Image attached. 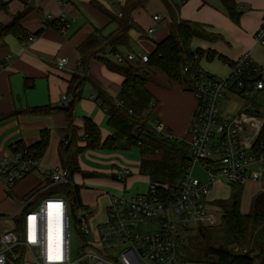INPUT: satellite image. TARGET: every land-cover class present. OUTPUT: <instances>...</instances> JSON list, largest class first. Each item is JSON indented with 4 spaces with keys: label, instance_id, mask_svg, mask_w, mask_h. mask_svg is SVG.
<instances>
[{
    "label": "crops",
    "instance_id": "1",
    "mask_svg": "<svg viewBox=\"0 0 264 264\" xmlns=\"http://www.w3.org/2000/svg\"><path fill=\"white\" fill-rule=\"evenodd\" d=\"M151 1L164 5L162 14L152 10ZM172 1L179 4L181 18L199 22L210 33L221 36L220 39L213 41L201 38H195L192 41L193 49L214 52V58L209 60L210 62L207 61L209 67L228 76L230 62L237 60L246 52L252 55L257 65L260 64L258 66L264 67V44L259 43L255 38L256 31L264 19V0H235L237 10L240 12L237 22L230 17L221 0ZM125 3L126 0H11L8 8L0 12V21L3 24H8L17 13L22 12L26 6H31V11L21 20V26L28 34H35L40 29H45L33 41L8 35L5 39L7 46L0 48V160L4 156H12V147L16 143L31 146L39 141L43 130H48L51 133L49 146L41 161H38V167L18 181L10 190L3 181L4 194L7 198H13L10 193L14 192L16 188L22 190L23 193L18 196L21 199L20 209L26 195L35 191L34 196L36 197L37 192L46 189L43 186L48 181L47 179H50L48 174L50 169L62 166L59 147L66 136L67 116L64 112L44 115H11L15 111L23 112L31 107L62 106L64 104L62 96L67 92L70 79L75 72L81 70V67H78L80 60L78 46L96 30H101L103 35L113 32L117 28V23L111 22L107 12L120 15ZM154 16H158V19H154ZM132 17L141 31L131 29L129 31V46H119L114 52H111V48H109L105 57L114 61L116 53L124 56L134 53L137 57L136 61L129 63L143 67L141 56L151 53L156 43L163 40L169 33V15L165 1L149 0L143 8L134 11ZM54 20H57L59 24L50 26ZM64 22L69 25L68 28H60ZM151 28L154 31L149 33L148 30ZM149 36H154L156 39L153 40ZM145 38L150 39L151 46L148 45ZM62 57L67 58L68 63L63 69H60L57 61ZM203 60L208 59L204 56ZM199 66L198 69L211 74L200 62ZM89 74L93 75L113 97H116L120 92L123 76L110 71L99 60L94 59L90 62ZM145 76L149 79L147 88L155 101V105L151 107L152 113L156 114L155 121L163 131L167 130L168 132H166L172 137L188 140L191 119L197 106L193 94L186 91L179 83L172 81L159 68H151ZM97 95L98 92L92 85L91 89L87 91L84 86L83 98L75 108L74 122L79 128V135L82 136L84 135L85 119H92L100 128L104 141L113 136L114 129L107 125L109 119L107 108L102 106L99 100H96ZM79 144L84 146V140L82 139ZM117 148L124 150L130 147L122 148L117 145ZM90 151H93L92 154H100L94 152L95 150ZM104 155L105 158L97 161L91 168L93 172L101 173V176L85 177L81 173H76L73 176L74 183L81 188L83 184H96L103 181L108 182V185L113 187V189L110 188L113 191L114 185L119 188L114 193L131 194L133 182L127 186L126 177L118 175V167L121 165L114 164V159L119 158V154L113 152L111 154L104 153ZM82 156L83 153L79 156L81 169ZM114 174L118 176L112 177ZM121 183H124V186H121ZM220 183L223 182L215 181L211 188ZM249 184H254L257 188L254 195L251 196L252 198L262 192L260 183L249 182ZM90 189L94 192L92 200L84 201L81 189L80 196L83 206L91 210L90 224L95 227L106 220L110 191L98 188ZM54 195L61 196L60 194ZM208 199L211 209L220 210L210 196ZM95 206L98 207L97 210H94ZM249 209L242 210V212L248 213ZM189 263L188 261L187 264Z\"/></svg>",
    "mask_w": 264,
    "mask_h": 264
},
{
    "label": "built area",
    "instance_id": "2",
    "mask_svg": "<svg viewBox=\"0 0 264 264\" xmlns=\"http://www.w3.org/2000/svg\"><path fill=\"white\" fill-rule=\"evenodd\" d=\"M35 38L31 35L28 41ZM255 38L264 44V19ZM136 58L134 53H116L114 61L124 64ZM141 61L147 62L148 55H142ZM67 63L64 57L57 61L60 69ZM194 76L187 86L197 103L189 127V169L175 185L161 192L149 183L147 194L109 192L106 220L95 227H91L88 207L76 210L73 225L64 196L49 194L34 201L35 191L30 192L22 200L20 212L13 215L14 227L0 230V264H187L189 239L185 233L194 226H208L206 221L216 224L214 211H221L211 209L212 183L257 182L264 192V138L260 137L264 117L249 113L252 102L257 103L264 93V67L246 52L230 62L228 76L201 69ZM225 93L244 101L234 114L221 110ZM69 99L63 96L66 102ZM116 103L123 105L122 101ZM155 125L162 130L157 121ZM29 156L18 151L0 160V176L8 190L38 167V161ZM196 166L206 174L205 181L193 175ZM118 169L119 176H128V168ZM49 173L54 184L70 177L63 166ZM139 223L146 229L135 230ZM73 233L81 240L79 247L72 244Z\"/></svg>",
    "mask_w": 264,
    "mask_h": 264
},
{
    "label": "trees",
    "instance_id": "3",
    "mask_svg": "<svg viewBox=\"0 0 264 264\" xmlns=\"http://www.w3.org/2000/svg\"><path fill=\"white\" fill-rule=\"evenodd\" d=\"M10 1L0 0V12L8 8ZM148 1L126 0L120 15L106 11L111 22L117 23V28L108 35H103L101 30H96L78 46L80 58L78 67H81V70L75 72L69 81L66 95L70 99L66 104L58 107H31L23 112L15 111L11 115L64 112L67 116L66 136L60 144L59 155L62 166L70 171L69 180L54 184L51 179H47L50 185L44 191L38 192L34 201L49 194H61L60 192L66 191L73 210L81 208L83 204L80 188L74 183L73 176L76 173H81L85 177L102 175L81 169L79 156L88 149H117V145L122 148L138 146L142 156L140 172L147 175L149 182L155 184L161 192L165 191L167 186L171 188L175 185L188 171L190 163L188 144L156 128L155 116L151 108L155 105V101L147 88L149 79L145 75L151 68H159L172 81L189 91L187 86L191 85L192 77H195V72L200 68V60L204 56L212 60L215 55L212 51L193 49L191 45L193 39L213 41L220 39L221 36L210 33L199 22L181 18L179 4L172 0H164L169 15V33L163 40L157 42L154 50L148 54V61L144 63L146 68L129 62L119 64L105 57L109 48L111 52H114L119 46H129L131 29L141 31L134 22L132 14L137 9L143 8ZM221 2L230 17L237 22L240 12L237 10L235 0H221ZM31 9V6H26L8 24L0 21V48L7 46L5 39L8 35L26 40L31 35L36 37L44 32L45 29H40L35 34H28L21 26V20ZM57 20L51 22L50 26H57L59 24ZM65 24L67 23H62L60 28L65 27ZM94 59L102 62L110 71L123 76L122 88L116 97L110 95L97 79L89 74V64ZM86 83H90L98 92L96 100L107 108L108 124L114 129L113 136L104 141L100 128L92 119H85L82 136L79 135V128L74 122V109L83 98ZM117 101H122L123 105H117ZM252 103L253 110H249V113L258 115L260 106L258 103ZM66 106L69 107L68 110H64ZM260 137L264 138V126ZM82 139L85 142L84 146L79 144ZM49 141L50 132L43 130L39 141L35 144L26 146L23 143H16L12 148L13 152H23L26 156L30 155V158L39 161L45 154ZM48 174L50 177V173ZM229 185H232L231 196L225 200L215 201V205L221 210L220 225L226 229L228 240L217 241L208 228L199 227L198 235L189 244L190 253L197 256L196 262L208 264H264V192L257 193L252 199L248 213H243L241 201L244 185L237 183ZM246 253L249 257L245 255Z\"/></svg>",
    "mask_w": 264,
    "mask_h": 264
},
{
    "label": "rangeland",
    "instance_id": "4",
    "mask_svg": "<svg viewBox=\"0 0 264 264\" xmlns=\"http://www.w3.org/2000/svg\"><path fill=\"white\" fill-rule=\"evenodd\" d=\"M150 5H151L152 10H154L158 14H162L161 13L162 7H164V5L162 3L151 1ZM164 10H165V8H164ZM164 14H166V13H164ZM149 38H151L153 40L156 39V37H154V36H149ZM149 38L148 39L145 38V40L148 41V45L151 46V44H149V42H150ZM138 49H140L139 46H138ZM207 61L210 62L209 60H203V58L200 60L201 65L207 71H210L211 74L218 76V77L227 76V75H224L218 71H215L211 67H209L207 65ZM258 65H260V64H258ZM143 67L146 68V65H144ZM88 89L89 90L91 89L90 83H86V85H85V90L87 91ZM63 96H62V100H63ZM256 100H257L258 105L260 106V113L258 114V116L264 117V93H262ZM63 101H64V104L67 103L65 100H63ZM243 102L244 101L242 99L231 98L230 94L225 93L223 98H222L221 110H222V112H228L230 114H234L242 106ZM153 114H154V116H156L155 112H153ZM74 116H75V109H74ZM107 125L109 126L108 123H107ZM50 138H51V133H50ZM184 141L189 146L188 140H184ZM90 150H92V149H88V150H85L82 152L83 153V156H82L83 160L81 161V166H82L83 171L91 172L93 170V169H91V168H93V165H95L97 161L99 162V160H101L102 158H105L104 153L105 154H111L113 152H117L119 154V158L114 159L115 160L114 164H119V165H121L119 167H126L129 169V174L126 177V180H128L127 186H129L132 182L134 184V186L130 190V192L131 193H141V194H147L148 193L150 182H149V178L146 175L142 174L139 170L140 169L141 154H140V150H139L138 146H132V147H130L128 149H124V150H122L120 148H117V149H112V148H110V149L109 148L94 149L95 150L94 152L100 153L99 155L98 154H92L91 152H93V151H90ZM96 150H99V151H96ZM40 161H41V158L39 159V162ZM193 175L195 177L200 178L201 180H204V181L206 180V174L204 172H202L198 166H196L195 169L193 170ZM119 179H120V177H119ZM3 181H4L3 177L0 176V216H1L0 217V230L4 229V228L11 229L14 227L15 218L13 217V215L20 212L21 199L18 196H20V193H23L21 189L16 188L14 192L10 193V196H13V198H15V199L7 198V196L4 194V185H3L4 183H3ZM108 184H109L108 182L101 181L100 183H96V184H85V185L83 184V185H81L80 189H81L82 199L84 201H86V200L89 201V200L93 199L94 192L90 188H95V189L98 188V189H103V190L110 191V192H117V190L119 189L116 185H114L116 190L114 189V191H113L110 189L112 186H110ZM123 184L124 183H121V186H124ZM44 185L45 186H43V187L46 188L50 184L46 181V183ZM244 186H245V188L243 190L242 201H241V210H243V211L248 210L250 208L251 202L253 199L251 196L254 195L253 193L257 190V188L254 186V184L251 185V184L247 183V185L244 184ZM112 189H113V187H112ZM64 192H60L61 193L60 195L64 196L65 199L68 201V203L70 205L71 221H72L73 225H76L77 221H76L75 216L77 215V211L73 210L72 202L70 201V199L66 195L67 192L66 191H64ZM231 192H232V185L225 184L223 182L220 184L213 185L211 188L209 196L212 198V201L225 200L231 196ZM102 199L105 200V198H102ZM97 209H98V207L95 206L94 210H97ZM214 214L216 216V221H215L216 224H214V225L209 224V222L206 221L208 226L201 225L199 227L208 228L215 240L220 241V242H226L228 240V235H227L226 229L220 225L221 213L214 211ZM91 227H93L92 224H91ZM199 227L194 226L193 229H189L185 233V235L189 239V244L191 241L195 240L193 238L198 235V230L200 229ZM145 229H146V227L143 223H139L138 226L135 228V230H139V231L145 230ZM72 240H73L72 244L74 246H76V247L80 246L81 240L77 237V235L75 233L72 234ZM185 250L187 253V259L190 262L189 264H208L206 262H196L197 256L193 253H190L189 246H187L185 248Z\"/></svg>",
    "mask_w": 264,
    "mask_h": 264
},
{
    "label": "water",
    "instance_id": "5",
    "mask_svg": "<svg viewBox=\"0 0 264 264\" xmlns=\"http://www.w3.org/2000/svg\"><path fill=\"white\" fill-rule=\"evenodd\" d=\"M68 109H69L68 106L64 107V110H68ZM117 176H118L117 174L112 175V177H117ZM17 222L20 223L19 219H17ZM245 255L249 257L248 253H246Z\"/></svg>",
    "mask_w": 264,
    "mask_h": 264
}]
</instances>
